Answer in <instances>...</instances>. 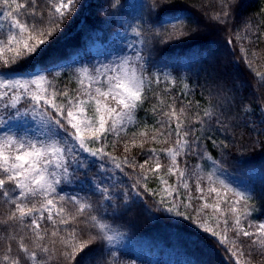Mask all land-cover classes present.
I'll list each match as a JSON object with an SVG mask.
<instances>
[{
  "label": "trees",
  "instance_id": "16d2710c",
  "mask_svg": "<svg viewBox=\"0 0 264 264\" xmlns=\"http://www.w3.org/2000/svg\"><path fill=\"white\" fill-rule=\"evenodd\" d=\"M16 2L28 5L27 12L17 15L29 25L40 21L50 25L53 19H59L55 6L60 4V0ZM132 2L129 0V3ZM222 3L223 0H176L181 14L187 16L192 27L198 28L197 33L188 40L153 46L155 50L151 59L155 68H150V71L160 75V83L149 84L146 81L145 88L149 89L147 99L136 110L135 122L127 124L119 135L108 133L102 141L107 152L118 159L125 156L129 159V166L122 172L108 165L112 178L108 183L116 185L111 189V203H117L116 195L120 196V202L131 203V197L137 192L140 200L139 204H133L129 211L115 218L108 209L109 218L104 222L123 234V238L116 246L115 256L105 254L107 264H133V261L135 264H236L237 257H233L230 251L233 244L244 253L241 264H264V245L258 242L253 245L255 237L236 236L235 217L226 203L220 204L222 214L212 208H203L205 203L214 205L219 199L215 193L207 191L210 186L207 176L216 171L212 164L215 160L230 174L234 186L254 189L252 203L255 211L251 218L241 221L245 230L254 231L248 229L249 224L264 222V77L256 75L257 72L264 73V0H228L231 7L224 9L229 12L226 25L211 19L217 14L222 15ZM11 10L0 0V25H3L0 34L8 32L10 22L5 19L4 13ZM136 11L131 6L125 9L126 22H132ZM121 23L119 16L110 8L109 0H76L61 31L48 42L39 58L40 61L54 63L52 74L47 78L56 89L74 94L80 87L79 81L72 75L77 62L86 61L89 66L94 65V61H108L112 55L120 54L122 43L133 41L130 30H127L126 36L116 34L117 31L126 32L124 27H120ZM9 55L4 53V56ZM157 68L159 72H156ZM165 73L171 74L174 83L169 84L163 79ZM158 96L163 100L162 104ZM189 102L191 107H188ZM173 103L177 112L181 107L185 108L183 118L186 124L191 123L196 129L195 134L202 137L198 141L200 153L212 157L211 160L201 159L189 153L177 158L186 171L184 180L187 188L176 175L168 174L171 159L161 151L175 143V135L169 138L166 127L171 123L174 129L175 123L164 115L165 112L170 113L169 105ZM245 105L248 107L246 113L242 111ZM154 106L156 111H153ZM20 107H27V104L22 102ZM207 109L215 113L212 120L203 117V111ZM197 114L206 121L203 127L195 123ZM162 123L165 127L161 126ZM141 131H146L147 137L140 136ZM161 132L165 134L161 135ZM133 133L137 134V145L143 143V148L131 146ZM125 144L130 148L127 153ZM152 148L157 149L161 164V169L155 173L139 168L145 160L149 161L146 169L155 166L157 157H152L149 151ZM133 163L135 169L131 166ZM95 172L93 168L89 175ZM137 180L139 185H136ZM162 181H167V184ZM198 182L203 192L197 191ZM70 191L66 190L64 194ZM79 194L83 199L84 193ZM162 197L165 198L164 204L160 203ZM86 202H91L93 208L83 214L78 213V205L70 200L60 202L58 207L65 209V215L75 217L66 226L59 225L60 217L55 215L56 209H53L56 226L47 220L45 212L44 219L40 221L44 240L37 241L30 230V218L25 221L27 227L9 220L14 205L6 203L0 196V264H6L3 261L5 254L23 257L18 247L22 237L30 251L35 248L34 241L48 245L50 251L47 255L38 253L40 264H69L62 255L64 244L61 237L68 239L70 230L75 228L79 238L87 239L96 231L91 226L90 216L99 218L105 214L101 204L107 206L108 203L99 196H90ZM170 205L175 206L172 213L166 211ZM177 211L180 216L175 215ZM184 215H192L197 224L206 219V226L221 236L226 235L228 242L220 244V237L204 232L197 224L185 220ZM53 231H58L56 237H52ZM9 248L11 253H8ZM27 264H32L31 260H27Z\"/></svg>",
  "mask_w": 264,
  "mask_h": 264
},
{
  "label": "snow or ice",
  "instance_id": "6c2138e0",
  "mask_svg": "<svg viewBox=\"0 0 264 264\" xmlns=\"http://www.w3.org/2000/svg\"><path fill=\"white\" fill-rule=\"evenodd\" d=\"M75 3L76 0H67L66 3L56 5L55 13L59 19H53L50 25L44 24L43 21L29 25L17 15L27 12L28 5L17 3L16 0H3L4 6L12 10L4 13L5 19L10 22L8 32L6 35L0 34V196L6 203L14 205L9 220L18 221L27 227L25 221L30 218V230L34 232L37 241L44 240L40 232V221L44 219L45 212L47 220L56 226L57 221L53 213V209H56L55 215L60 217L59 225L66 226L75 217L66 216L65 209L58 207L60 202L70 200L78 205V213L83 214L93 208L91 202H86L90 196L101 197L103 201L108 202L107 206L101 204L105 214L99 218L96 215L90 216L91 226L96 231L87 239H81L77 235V229L72 228L68 239L61 237L64 244L62 255L69 264H107L105 254L115 256L116 246L123 238V234L104 222L109 218L108 209H111V216L115 218L129 211L133 204H139L140 200L137 192L131 197V203L120 202L119 195L115 197L117 203H111V189L116 185L108 183L112 179L108 165L111 164L122 172L129 166V159L127 156L118 159L107 152L102 141L108 133L119 135L127 124L135 122L136 110L147 99L149 89L145 88V82L160 83V75L150 71V68H155L151 59L155 50L153 46L188 40L197 33L198 28L192 27L187 16L181 14L176 0H133L132 3H129V0H109L110 8L122 21L120 27L126 29L125 33L117 31L116 34L126 36L127 30H130L133 35V42L126 45L132 50V58L130 59L122 48L110 64L81 65L77 70L80 87L74 94H70L68 90L56 89L48 80L54 63L40 61L39 58L48 42L61 31L65 18ZM130 6L135 7L137 11L131 18L132 22L128 23L125 9ZM230 7L228 0H223L222 15L217 14L211 19L226 25L229 12L224 9ZM2 27L3 25H0V28ZM4 53L10 55L4 56ZM159 71L157 68L156 72ZM256 75L264 77L261 72ZM163 79L169 84L174 83L170 73H165ZM167 91L166 88L165 92ZM157 98L160 99L159 96ZM22 102L26 103L27 107L21 108ZM160 103H163L162 99ZM188 107H191L190 102ZM169 108L170 113L165 112L164 115L169 116L170 121L175 123V128L172 129L169 123L166 126L167 136L171 138L174 134L176 139L174 146L161 151L171 159L168 174L176 175L187 188V182L184 180L186 171L180 166L177 158L189 153L201 159L211 160L212 157L207 153H200L201 145L198 141L202 137L195 134L196 129L191 123L186 124L183 118L185 108L181 107L177 112L175 103L169 105ZM153 111H156L155 106ZM242 111L246 113L248 107L245 105ZM214 115L212 109L203 111V117L207 120H212ZM205 122L197 114L195 123L203 127ZM161 126L165 127L163 123ZM136 135L133 133L131 146L143 148V143L137 145ZM139 135L147 137V132L141 131ZM98 143L101 146L96 147ZM129 151L128 144H125V152ZM149 151L152 157H157L155 166L146 169L149 161L145 160L139 168L155 173L161 169L157 149L152 148ZM212 164L216 171L207 176L210 185L207 191L215 193L219 199L214 205L205 203L203 208H212L222 214L220 204L226 203L235 217L236 236L255 237L253 245L257 242L264 245V222L249 224L248 229H255L254 231L245 230L241 223L242 219L251 218L255 211L252 203L255 198L254 189L248 186H234L230 174L221 164L215 160ZM131 166L135 169L134 163ZM93 168L96 172L90 176ZM199 179L202 180L203 177ZM162 183L167 184V181ZM139 184L140 181L137 180L136 185ZM9 185L12 187L9 188ZM66 190L71 191L65 195ZM144 190L148 191L147 188ZM165 191L168 189L165 188ZM197 191H204L199 182ZM81 192L84 193L83 199L79 194ZM160 203L164 204L165 198L162 197ZM174 207L170 205L166 211L172 213ZM199 214L197 210V216ZM175 215L180 216L181 213L177 211ZM183 218L197 224L192 215H184ZM224 223L227 225V220ZM207 224L208 221L204 219L197 227L213 237H220V244L228 242L226 235L221 236L213 228L207 227ZM51 235L56 237L58 231H53ZM33 243L35 248L30 251L22 237L18 247L19 252L24 254L23 257L5 254L3 261L6 264H27V260H31L32 264H40L38 253L47 255L50 249L47 244L35 241ZM230 251L233 257H237L236 264H241L244 253L239 252L235 244ZM8 253H11V248Z\"/></svg>",
  "mask_w": 264,
  "mask_h": 264
},
{
  "label": "rangeland",
  "instance_id": "374dc122",
  "mask_svg": "<svg viewBox=\"0 0 264 264\" xmlns=\"http://www.w3.org/2000/svg\"><path fill=\"white\" fill-rule=\"evenodd\" d=\"M60 3H62V0H60ZM133 41H131V40H127V42H125V43H122V45H121V49L123 48V49H125V53L128 55V57L129 56H131V49H129V48H127L126 47V45L127 44H130V43H132ZM121 58H123V55L121 56ZM116 59V56H114V55H112L111 56V58H110V60H108V61H104V62H96V61H94V65H96V66H99V65H101V64H110L112 61H114ZM81 65H83V66H88L87 65V63H86V61H83L82 63H78L77 62V65L75 66V70L74 71H72V75H74L75 76V78L79 81V78H78V69L80 68V66ZM74 72V73H73Z\"/></svg>",
  "mask_w": 264,
  "mask_h": 264
}]
</instances>
